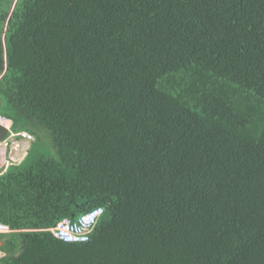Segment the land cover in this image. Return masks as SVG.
Returning a JSON list of instances; mask_svg holds the SVG:
<instances>
[{"label": "trees", "instance_id": "obj_1", "mask_svg": "<svg viewBox=\"0 0 264 264\" xmlns=\"http://www.w3.org/2000/svg\"><path fill=\"white\" fill-rule=\"evenodd\" d=\"M0 115V264H264V0H0Z\"/></svg>", "mask_w": 264, "mask_h": 264}, {"label": "built area", "instance_id": "obj_2", "mask_svg": "<svg viewBox=\"0 0 264 264\" xmlns=\"http://www.w3.org/2000/svg\"><path fill=\"white\" fill-rule=\"evenodd\" d=\"M0 122L6 124V118L0 115ZM11 135H19L25 137L28 140H33L34 135L28 131L12 132L11 125H7ZM104 213L103 207H95L92 210L83 213L75 221H71L68 218L60 220L54 227L49 228L53 235L64 241H86L88 240L90 233L93 231L98 219ZM1 230H8L6 225L0 224Z\"/></svg>", "mask_w": 264, "mask_h": 264}, {"label": "crops", "instance_id": "obj_3", "mask_svg": "<svg viewBox=\"0 0 264 264\" xmlns=\"http://www.w3.org/2000/svg\"><path fill=\"white\" fill-rule=\"evenodd\" d=\"M10 124H12V120L7 118L6 125ZM10 137L11 138L9 142L5 140L4 142L0 143V173L5 171L9 164L22 163L27 156L29 147L32 142L19 135H10ZM7 228L8 230L5 231H10L8 226Z\"/></svg>", "mask_w": 264, "mask_h": 264}, {"label": "water", "instance_id": "obj_4", "mask_svg": "<svg viewBox=\"0 0 264 264\" xmlns=\"http://www.w3.org/2000/svg\"><path fill=\"white\" fill-rule=\"evenodd\" d=\"M9 136V129L3 123L0 122V143L4 142ZM1 244V242H0ZM3 254V252H2Z\"/></svg>", "mask_w": 264, "mask_h": 264}, {"label": "rangeland", "instance_id": "obj_5", "mask_svg": "<svg viewBox=\"0 0 264 264\" xmlns=\"http://www.w3.org/2000/svg\"><path fill=\"white\" fill-rule=\"evenodd\" d=\"M10 135H9V137H8V139H7V141L9 142V140H10ZM51 153H53L54 154V152H55V150H54V148H51ZM55 155V154H54ZM0 231H1V228H0ZM3 254H2V252H1V250H0V257L2 256Z\"/></svg>", "mask_w": 264, "mask_h": 264}, {"label": "clouds", "instance_id": "obj_6", "mask_svg": "<svg viewBox=\"0 0 264 264\" xmlns=\"http://www.w3.org/2000/svg\"><path fill=\"white\" fill-rule=\"evenodd\" d=\"M5 118H6V117H5ZM6 119H7V118H6ZM1 123H2V122H1ZM3 124H4L5 126H7L5 123H3ZM10 125H11V131H12V132H20V131H13V130H12V124H10ZM8 129H9V128H8ZM22 131H25V130H22ZM9 135H11L10 131H9ZM6 140H7V139H6ZM31 141H32V140H31Z\"/></svg>", "mask_w": 264, "mask_h": 264}]
</instances>
